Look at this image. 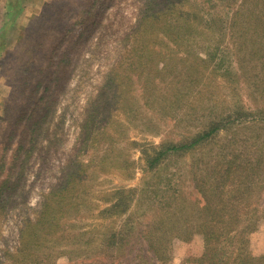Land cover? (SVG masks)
I'll list each match as a JSON object with an SVG mask.
<instances>
[{
  "label": "rangeland",
  "instance_id": "1",
  "mask_svg": "<svg viewBox=\"0 0 264 264\" xmlns=\"http://www.w3.org/2000/svg\"><path fill=\"white\" fill-rule=\"evenodd\" d=\"M141 5V0H0V129L29 102L21 118L24 121L50 78H54L48 83L52 89L57 65L67 64L72 57L64 76L59 73L65 79L64 86L51 94L55 110L40 127L25 177L18 181L16 193L0 212V264H11L8 254L18 241L19 220L35 216L43 194L57 182L60 168L75 154L84 109L103 84L107 69L119 60L120 35L132 26ZM261 17L264 19V6L254 8L249 15L245 49L252 50L260 41L263 44L264 35L257 34L264 30ZM83 26L88 29L79 36ZM220 46V56H225L222 63L231 72L226 77L211 72V66L206 70V66H196L197 60L186 56L170 40L151 46L142 75L138 77L141 69L133 75L131 92L139 100L145 87L142 79L150 65H165L154 54L173 51L181 59L167 63L161 83V91L171 99L158 112L145 103L142 106L140 100V107L129 103L133 114L117 108L110 111L111 121L105 132L119 141L110 145L104 138L101 142L99 156L103 148H111L112 160L106 162L110 164L107 171L94 173L97 177L91 199L99 206L75 229L84 232L89 245L78 248L80 253L60 256L54 264H201L198 259L204 250L203 234L216 228L206 222L221 217L237 219L225 230H232L234 240L240 236L243 241L247 239L242 246L246 251L253 256L264 254V52L261 56L238 52L237 45L228 39ZM226 52L228 55L223 54ZM198 55L208 62L204 52ZM37 75L41 82L33 99L30 92ZM191 75L198 78L195 86L190 83L181 90ZM178 88L181 94L177 95ZM214 122L221 127L210 136L180 153L169 152L156 165H150L161 147L191 140ZM21 127L22 123L17 132ZM2 148L0 140V156ZM24 149L18 152L21 156ZM5 157H10V151ZM127 157L132 164L125 169ZM117 161L121 163L117 165ZM5 174L3 169L0 178ZM6 185L8 182L2 197L9 194ZM120 189L133 190L127 211L132 221L130 230L123 229L129 224L125 223L126 213L99 216L100 209L110 202L95 194ZM215 225L218 229L223 226L219 222ZM142 230L154 233L152 240H159L165 260L160 261L147 250L139 235ZM127 231L128 236L124 234ZM110 233L115 234L113 238ZM126 238L130 244L124 243ZM154 244L157 247L156 240Z\"/></svg>",
  "mask_w": 264,
  "mask_h": 264
},
{
  "label": "trees",
  "instance_id": "2",
  "mask_svg": "<svg viewBox=\"0 0 264 264\" xmlns=\"http://www.w3.org/2000/svg\"><path fill=\"white\" fill-rule=\"evenodd\" d=\"M141 4L132 26L120 35L121 55L119 60L112 62L113 64L107 69L103 84L95 90L84 109V119L80 124L82 134L79 137V145L75 154L70 161L60 168L57 182L43 194L35 216L33 218L25 216L19 220L16 226L18 241L13 247V252L8 254L11 264H54L55 259L60 256L73 252L80 253L79 249L89 245V239L84 237V232H76L75 229L81 226L82 219L92 214L94 207L99 206L98 202L95 203L91 199L92 191H94L93 181L97 177L94 173L97 170L104 172L110 165L106 162L112 158L110 157L111 148H103L102 156H99L98 148L100 149L102 146L101 142L104 138L109 140L110 145L114 144L116 139L119 141V138H115L113 134L105 132L107 124L111 121L109 119L110 111L117 108L121 109L124 114L131 113L133 109L129 103H136L140 107L141 101L142 106L145 103L146 106L154 107L158 112L159 108L165 106V102H169L171 99L169 94L161 91V83L167 71V63L173 58L181 59L176 57L177 54L173 51L166 53L157 51L154 54L155 57L163 59L165 65L162 68L158 67V64L150 65L148 73L144 76V80L142 79L145 87L142 86L140 101L131 92L135 83L133 75L137 74L139 69H141V73L138 77L142 75L146 60L144 58L149 57L147 55L152 52L151 46L156 44V41L170 40L186 56L195 58L197 60L196 66H206L204 70L211 66V72L219 73L223 77L231 73L228 66L222 63L225 56H220L222 51L220 44L224 39L231 40L232 43L236 44L237 47L235 48L238 52L250 51V53H260V56L264 52V41L263 44L260 41L252 50L244 47L250 32L251 23L247 22L249 15H252L254 8L263 7L264 0H141ZM261 19L263 17L260 18V21ZM87 29L86 26L81 27L78 35L80 36V33H84ZM259 32L260 34L257 32L258 35H264L263 29ZM200 52L205 53L208 62L198 55ZM228 53L223 54L228 55ZM69 57L67 64L57 65V78H55L52 89L48 83L52 82L54 78H50L44 84L43 93L38 99L36 98L34 107L27 114L25 120L22 122L21 118L27 110L28 106L26 105L27 103L29 105V102L23 104L21 109L16 111L14 120L0 129H4L3 133H0L1 146L3 147L0 156V173L3 169L6 173L0 178V205L4 203L0 206V212L4 206L6 207L10 203V199L16 193L19 187L18 181L24 179L30 152L35 148L38 132H41L40 127L51 118L50 115L55 110L51 94L56 88L64 86L63 81L65 79H62L63 77L59 73H63L61 75L64 76V70H67V66L72 61V57ZM209 62L213 63L209 65ZM48 68L50 65L46 69ZM221 68L223 70L220 71ZM26 77V80L29 81L30 76ZM38 77L40 75L36 76L33 83L34 89L30 92V98L33 99L35 98V90L41 82ZM197 81V76H188L181 90L187 88L190 83H193L194 87ZM181 90L178 88L175 93L181 94ZM22 91L20 90V92ZM188 92L191 91L188 90ZM198 92L200 91L198 90ZM134 108L139 110L137 107ZM136 112L134 111L135 114ZM141 113L139 112V114ZM112 118L114 117L112 116ZM113 122L118 124L116 121ZM21 123V130L17 132ZM220 127L218 123L214 122L206 132L191 140L161 147L151 159L150 165H156L169 152L180 153L191 148ZM28 135L29 140L27 139ZM25 140L27 144H25ZM14 142L16 145L9 149ZM23 147L25 149L23 156H21L18 152ZM9 151L10 157L6 158L5 154ZM118 163L121 162L117 161L116 164L118 165ZM131 164H129L127 157L124 160V168L128 169ZM7 182L6 189H9V194L2 197V189ZM132 192L131 189H120L95 194L99 199L102 198V200L110 202L108 206L100 209L99 216L103 217L105 213L107 215L104 217L119 216L126 213L125 223L129 224H126L123 229L130 230L132 221L127 211L130 209L131 201L134 198ZM230 219L221 217L214 218L213 223L206 222V224L216 228L203 234L205 245L202 255L198 259L200 263L251 264L258 261L261 264L264 262V254L253 256L242 247L244 243H247V239L244 242L240 236L234 240L235 235L231 232L232 230H225V226L237 221L236 218ZM217 222L223 224L221 228L224 227V230L218 229V226L215 225ZM124 234L128 236L129 231L124 232ZM114 235V233H110L109 237L113 238ZM139 235L141 242L146 243L148 251L151 250L160 261L165 260L162 257L161 247H158L159 240L155 239L157 247L154 244L155 240H152L154 233L142 230L139 231ZM124 243L130 244L131 242L126 238ZM236 243L241 246L236 247ZM138 250L140 253L142 252V249Z\"/></svg>",
  "mask_w": 264,
  "mask_h": 264
}]
</instances>
